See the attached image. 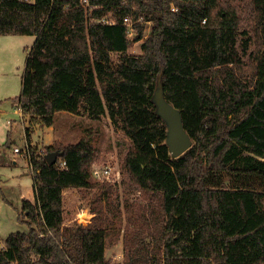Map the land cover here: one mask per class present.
<instances>
[{"label":"trees","instance_id":"trees-1","mask_svg":"<svg viewBox=\"0 0 264 264\" xmlns=\"http://www.w3.org/2000/svg\"><path fill=\"white\" fill-rule=\"evenodd\" d=\"M125 18L134 41L151 24L139 55L127 53ZM0 35L35 38L17 98L29 124L108 116L130 141L122 184L150 201L124 231L123 262L106 259L101 204L113 188L91 180L94 134L40 152L26 128L34 201L21 202L28 230L2 241L0 264H264V0H0ZM159 88L192 142L176 159L153 102ZM68 189L96 190L90 223L64 224Z\"/></svg>","mask_w":264,"mask_h":264},{"label":"rangeland","instance_id":"rangeland-1","mask_svg":"<svg viewBox=\"0 0 264 264\" xmlns=\"http://www.w3.org/2000/svg\"><path fill=\"white\" fill-rule=\"evenodd\" d=\"M245 3L247 0H243ZM245 22L241 30L245 29ZM143 38L141 41L132 40L136 31L128 38L130 46L128 54H141L140 45L150 32L151 24H143ZM244 36H239L238 45L243 43ZM33 36L0 35V241L15 232L26 233L28 228L25 222H18L21 211V195L27 197L32 187V173L27 167L25 129L30 130V145L38 151H44L46 146L60 147L75 143L88 131L94 134L91 138L93 146L99 150L100 156L91 165L111 164L119 173V183L107 184L112 186V193L102 201L101 206L105 213L104 227L107 231L106 253L110 261L122 262L123 257L116 258L117 253L123 252V235H130L131 222L138 223L143 216L147 217V206L150 203L147 197L133 184L123 186V175L119 169V157L124 154L130 144L129 139L115 127L108 116L101 118L98 123L87 116L73 115L59 112L55 115L52 127H32L29 117H23L17 105V98L21 92L22 75L25 69L26 58L34 42ZM242 39V40H241ZM112 55V60H117ZM9 139V147L5 143ZM18 153H14V149ZM15 162V163H14ZM90 168V169H91ZM118 178V175H116ZM93 183L104 182L93 180ZM96 190L68 189L62 195L64 224L82 223L86 225L92 221L94 214L93 197ZM22 220V218H20ZM125 231V233H124Z\"/></svg>","mask_w":264,"mask_h":264},{"label":"water","instance_id":"water-1","mask_svg":"<svg viewBox=\"0 0 264 264\" xmlns=\"http://www.w3.org/2000/svg\"><path fill=\"white\" fill-rule=\"evenodd\" d=\"M153 102L156 106L157 114L166 123L167 133L165 144L168 146L171 157L176 159L186 152L192 145L189 135L183 128L181 114L178 109L164 99L160 88L155 91ZM60 156L61 152L57 150L47 153L44 156L42 163L52 166Z\"/></svg>","mask_w":264,"mask_h":264},{"label":"built area","instance_id":"built-area-1","mask_svg":"<svg viewBox=\"0 0 264 264\" xmlns=\"http://www.w3.org/2000/svg\"><path fill=\"white\" fill-rule=\"evenodd\" d=\"M173 10V9H172ZM124 23L126 24L128 28V37L133 34V28L131 27V24L129 23V19L125 18ZM15 153H18V149H14ZM60 167H64V163L59 164ZM116 175H118V178H116ZM91 176L94 180L100 181V182H106L109 184H116L119 183V173L116 172V167H114L111 164H104V165H93L91 168ZM81 223H84L81 221ZM3 242L0 241V249H4Z\"/></svg>","mask_w":264,"mask_h":264},{"label":"crops","instance_id":"crops-1","mask_svg":"<svg viewBox=\"0 0 264 264\" xmlns=\"http://www.w3.org/2000/svg\"><path fill=\"white\" fill-rule=\"evenodd\" d=\"M13 152H14V150H13ZM14 153H15V152H14ZM27 162H28V161H27ZM14 163H15V162H14ZM27 167H28V164H27ZM31 188H32V187H31ZM21 197H22L21 202H22L23 200H27V201L33 202V201H34V192H33V188L31 189L30 194L27 195L26 198H25V196H23V195H21ZM20 206H21V205H20ZM71 221H72V220H71ZM71 221L67 222L66 225H70ZM89 223H90V221H89ZM105 249H106V248H105ZM119 256H122V257H123V255H122V251H121V253H117V254H116V258H118ZM105 257H106V259H109L108 256H107L106 250H105ZM119 262H120V261H119ZM122 262H123V261H122Z\"/></svg>","mask_w":264,"mask_h":264}]
</instances>
